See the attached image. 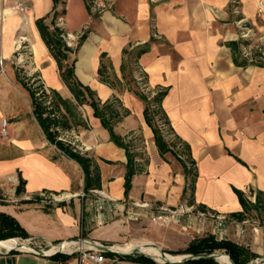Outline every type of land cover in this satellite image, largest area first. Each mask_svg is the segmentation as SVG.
Wrapping results in <instances>:
<instances>
[{"label": "crops", "instance_id": "0c3cea01", "mask_svg": "<svg viewBox=\"0 0 264 264\" xmlns=\"http://www.w3.org/2000/svg\"><path fill=\"white\" fill-rule=\"evenodd\" d=\"M258 1L117 0L114 10L91 15L79 0L81 15L74 22L69 20V0H60L58 5L66 2L61 17L65 33L86 35L71 55L76 77L101 103L116 98L117 108L126 112L113 129L130 144L139 171L125 196V150L110 140L89 105H77L37 31L36 19L59 14L58 5L55 8L53 0H0V129L5 121L7 133L0 134V212L20 223L29 235L26 244L36 250L0 253V264L8 259L10 264H57L42 250L71 241L78 244L62 253L75 256L63 264H92L82 256L87 249L83 240L107 248L125 240L150 241L169 251L183 250L193 239L211 234L210 226L186 217L152 222L151 216L187 199L196 207L239 214L243 208L234 190L244 194L250 210L243 219L252 223L239 240L235 227L226 239L255 254L248 264H264V66H242L243 56L229 47L237 41L238 19L263 35L264 43V0L261 14ZM234 7L239 14L233 13ZM146 44L148 51L135 58V50ZM124 49L132 54L123 57ZM101 60L109 81L110 74L118 83L125 79V60L133 80L140 74L149 89L165 92L160 109L171 134L187 148L184 160L192 162L187 177L174 155L160 157L143 116L144 102L130 84L120 88L101 81ZM21 71L69 102L70 129L61 130L60 139L94 159L100 191L115 201V211L96 213L92 203L97 196L83 192L81 167L46 139L32 113L30 95L19 81ZM21 180L23 188L16 195ZM41 193L67 199L46 201ZM250 213L256 219H250ZM155 223L173 224L181 235L169 239L171 230L155 232ZM121 253L135 255L134 250ZM103 264L139 263L104 256Z\"/></svg>", "mask_w": 264, "mask_h": 264}, {"label": "trees", "instance_id": "16d2710c", "mask_svg": "<svg viewBox=\"0 0 264 264\" xmlns=\"http://www.w3.org/2000/svg\"><path fill=\"white\" fill-rule=\"evenodd\" d=\"M60 0H53L54 7L58 5ZM58 12H54L52 17L44 16L36 19L35 25L41 40L48 49L51 57L55 61L59 76L61 81L68 88L72 94L77 105L81 106L84 104L89 105L93 109V116L98 118L101 126L107 130L110 136V140L117 146L125 150L127 163H126V173L124 176V195L127 196L129 190L131 189L132 177L139 171L137 164L135 162L136 154L130 149V144L125 142L124 138L117 135L114 132V125L121 120L126 112H122L117 108L119 106L118 100L112 99L101 103L93 90L88 86L83 85L75 75V58H71L72 54H75L83 41L86 38L85 34L79 38V42L75 48H71L66 45L62 38L63 31L56 26L55 18ZM239 42L229 43L231 51L238 52L240 55ZM148 44L138 47L135 51V58H138L142 54L148 51ZM133 51V50H132ZM132 51L124 49L122 51L123 57L130 56ZM254 56H260V53H255ZM103 55H101V58ZM241 63L242 66L247 64H256L259 66H264V62H249L246 58ZM129 62L126 63L125 60L121 64V72L125 74L128 69ZM101 81L114 85L108 80L105 72V65L101 60V66L98 70ZM130 82H134L131 77V71L129 72ZM19 81L22 86L28 91L31 98L32 113L37 120L39 126L41 127L46 139L55 145L65 156L73 159L81 167L84 175V187L83 192L85 194L92 193L94 190H100L101 182L99 170L94 162V159L87 154L79 153L71 144L62 141L60 138V131L70 129V125L67 117H72L71 105L68 101L64 100L56 91H49V95L46 93L42 86L36 87L29 84L24 79L19 77ZM39 95H37V93ZM134 93L139 97L140 100L144 102L143 116L146 124L151 128L154 138L155 146L159 152L161 158L164 155L171 153L175 158L181 163L186 177L191 172L192 162L189 160H183L178 157V154L171 149V144L162 136L158 127L155 124L154 116H159L164 123H167L160 109V101L165 95L164 91L158 92L154 98L153 102L157 104V109H151V101L148 97L144 95L139 90H134ZM51 96V102L49 105L46 104L47 98ZM168 124V123H167ZM177 143H181L177 138H175ZM182 153L186 155L187 148L182 143ZM188 163L190 167L188 166ZM24 182L21 180L19 185L16 187L15 194L19 195L22 191ZM238 197L243 212L239 214H231V216L241 220L243 219V213L250 210V206L244 198V194L241 191L234 190ZM2 198L0 197V200ZM35 200H38L36 198ZM192 202V200H191ZM2 203V202H0ZM254 207V206H253ZM29 235L26 230L20 225V223L11 215L0 212V242L10 239H28ZM216 251H222L232 264H248L252 259H255V254L249 252L243 246H240L228 239L216 240L212 234H208L201 238L193 239L188 246L183 250L178 251H167L170 255H188V259L176 264H218L217 261L211 257ZM18 251H10L9 254H17ZM72 254L56 253L50 256V259L54 260L57 264H63L72 257ZM103 256L106 258H117L120 261H131L139 264H156L155 261L149 257L142 254L131 255H120L113 252H103Z\"/></svg>", "mask_w": 264, "mask_h": 264}, {"label": "built area", "instance_id": "2783aa9c", "mask_svg": "<svg viewBox=\"0 0 264 264\" xmlns=\"http://www.w3.org/2000/svg\"><path fill=\"white\" fill-rule=\"evenodd\" d=\"M19 10L24 11V8L19 7ZM233 13L239 14V10L237 7L233 8ZM257 13L258 14L263 13V2L260 0L257 2ZM236 25L238 28L237 41L240 43L239 49L241 55L244 58H246L249 62H264V48L263 51L262 48H259L258 53H260V56H254L253 53L251 55V50H250L251 46L249 45V43L252 40L251 37L253 36L252 29L245 24L244 19H238L236 21ZM62 38L65 41L66 45L70 47L69 40H72L74 36L66 33V36L63 34ZM22 61L23 59L20 62ZM135 79L137 84L143 83L144 80L140 74L138 76H135ZM39 93L40 92H38L37 95H39ZM46 93L48 94L47 91ZM50 100L51 98L48 97L46 100L47 105L50 104ZM151 109L154 110L156 109L152 103H151ZM154 121L162 136L169 142V144H171V149L178 154L179 158L184 160L185 156L181 152L182 145L181 143L176 142L175 137L171 134L168 128V125L164 123V121L161 120L158 115L154 116ZM5 124H6L5 121L1 123L0 134L2 136H6L7 134L5 129ZM92 193H95L97 196L94 200V203H92V205L94 206V210L96 211L97 214L103 215L105 212L115 211V207H114L115 201L111 199L108 195H106L104 192L100 190H94L92 191ZM81 195L82 197L85 196L84 193ZM39 197H41L43 200L46 201L51 200L53 202H63L67 199V197L62 195L60 196V195H53L47 193H41ZM138 206H142V204ZM181 217H186L188 219L196 218L199 219L202 224L209 225L211 234L215 237L216 240L226 239L232 227L236 228L235 237L239 240L243 235H245L247 225H249V223H252L246 219L239 220L231 215L222 214L209 209H205L203 207H196L193 203L189 202V199L183 201L176 208H172V209L159 208L156 214H153L151 216V221L164 223L170 220H176ZM253 231L255 232V228H253ZM71 242H75V241H71ZM75 243L78 244V242ZM81 244L85 248L87 247L86 250L82 251L83 258L89 260L92 264H103L104 262L103 252L105 251L103 250L102 248L103 246L101 244L95 243L90 240H83L81 241ZM59 245L61 244L49 245L48 247L50 248L47 251L54 249L51 253H47V251H43V250L42 252L47 255H52L57 252H63V250H60ZM27 250L36 251L30 248L29 245Z\"/></svg>", "mask_w": 264, "mask_h": 264}, {"label": "rangeland", "instance_id": "374dc122", "mask_svg": "<svg viewBox=\"0 0 264 264\" xmlns=\"http://www.w3.org/2000/svg\"><path fill=\"white\" fill-rule=\"evenodd\" d=\"M83 2L85 4V7L87 9V12L89 14H91V15H94V14L96 15L101 10H105V9L114 10V3H116L117 0H83ZM68 6H69V13H70L69 20H72L74 22H78L79 17L81 15V11H80V8H79L80 7L79 6V0H69ZM58 8H59L58 9L59 10V14L56 15L55 24H56L57 27H59L63 31V34L66 36V33L63 30V23H62V18H61L62 15H63V13H65L66 2H63L62 4H59L58 5ZM84 32L85 31H83V33ZM252 32H253V36L251 37L252 40L249 43V45L251 46L250 47L251 48L250 49L251 50V55H252V53L253 54L258 53L259 48H262V51H263V48H264L263 47V45H264V43H263V35L256 34V32L254 30H252ZM83 33L81 32L77 36L73 35L74 38L72 40H69L70 47L71 48H75L77 46V44H78V42L80 40L79 38L82 36ZM20 66H22V64H20ZM20 70H23V69L20 68ZM105 72L107 73L106 69H105ZM128 72H129V70L127 69L126 70V73H125L126 77H125V79L121 83H118L111 76V74H110L111 83L114 84V85H117L120 88H126L127 84H130L129 86H130L131 89H133V90H139L144 95H146L147 97H149L148 100H150L152 102V104L155 106V108L157 109V104L155 102H153V98L157 94L156 93L157 90L152 91L151 89H149L147 87V85L145 84L146 83L145 79L143 80V83H140V84L139 83L138 84L135 83L136 81L129 83L130 76H129ZM135 76H138V74H135ZM21 78L24 79L29 84H32V85H34L36 87L43 86L39 82L38 79H33L32 77L25 76V74L22 73V71H21ZM248 216H249L250 219H256V215L254 213H250ZM152 226L155 227V232H157V231H160L161 232L163 229H165V231L166 230H171L172 237L169 238V239H176L175 238L176 235L177 236H180L181 235L178 231H176L177 230V226H175L173 224L160 225V224L155 223ZM143 227L144 228L148 227V224L143 225ZM148 233H149L148 231H143V234H148ZM194 234H196V233H193V235ZM18 242L19 243H25L26 244V239L25 240L19 239ZM128 242H130V240H125L123 242H114V243H111L109 246L112 247L114 245H124V244H126ZM53 245H58V244H53ZM154 245L156 247H158L157 244H154ZM30 248H31V246H30ZM49 248L50 247L45 248V251H47ZM158 248L162 252L168 254L167 251H169V249L167 247L161 246V247H158ZM19 251H25V249H22V250H19ZM4 252H6V251L5 250H1L0 251V253H4ZM216 253H218L219 255L224 254V252H221V251H216ZM135 254H140V253H135ZM144 256L153 259L155 261V263H158V264H167L168 263L167 261H164V260L162 262L157 261L153 257L148 256V255H145V254H144ZM180 256H182V255H180ZM169 264H172V263H169Z\"/></svg>", "mask_w": 264, "mask_h": 264}, {"label": "bare ground", "instance_id": "6f19581e", "mask_svg": "<svg viewBox=\"0 0 264 264\" xmlns=\"http://www.w3.org/2000/svg\"><path fill=\"white\" fill-rule=\"evenodd\" d=\"M77 245L75 242H65L64 244L59 245L60 250H63V252H69ZM11 248H15L18 250L28 249V245L25 243H19L17 239H10L0 242V251L1 250H9ZM113 250L119 251V252H130L132 250H138L142 254L148 255L153 257L155 260L162 262L163 260H169V261H178L182 258L180 255H170L165 253L163 255L161 250L156 247L152 242L150 241H142V242H128L124 245H114L111 247ZM54 249H51L50 251H47V253H51ZM217 260L220 263L224 264H231L229 258L225 254H221L218 256Z\"/></svg>", "mask_w": 264, "mask_h": 264}, {"label": "water", "instance_id": "95a60500", "mask_svg": "<svg viewBox=\"0 0 264 264\" xmlns=\"http://www.w3.org/2000/svg\"><path fill=\"white\" fill-rule=\"evenodd\" d=\"M103 248V250L105 251V252H113V253H116V254H125V253H121V252H118V251H116V250H113V249H111V248H107V247H102ZM12 250H14V251H19L18 249H15V248H11V249H9V250H6V253H9L10 251H12ZM134 252L135 253H140V254H142L141 252H139L138 250H134ZM57 253H62V252H57ZM163 255H165V253L164 252H161ZM56 254V253H55ZM142 255H144V254H142ZM218 253H214V254H212L211 255V257H213L215 260H217V258H218ZM190 256H188V255H182V258L180 259V260H178V261H169V260H164V261H167L168 263L167 264H169V263H172V264H176V263H181L182 261H184V260H186V259H188ZM228 257V256H227ZM229 258V257H228ZM231 262V261H230ZM7 264H10V260L8 259L7 260Z\"/></svg>", "mask_w": 264, "mask_h": 264}]
</instances>
